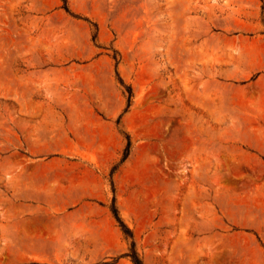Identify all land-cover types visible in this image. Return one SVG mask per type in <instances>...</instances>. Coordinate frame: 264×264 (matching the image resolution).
<instances>
[{
  "label": "rangeland",
  "instance_id": "obj_1",
  "mask_svg": "<svg viewBox=\"0 0 264 264\" xmlns=\"http://www.w3.org/2000/svg\"><path fill=\"white\" fill-rule=\"evenodd\" d=\"M133 242L264 264V0H0V264Z\"/></svg>",
  "mask_w": 264,
  "mask_h": 264
},
{
  "label": "trees",
  "instance_id": "obj_2",
  "mask_svg": "<svg viewBox=\"0 0 264 264\" xmlns=\"http://www.w3.org/2000/svg\"><path fill=\"white\" fill-rule=\"evenodd\" d=\"M130 148H131V139L129 138L127 148H126V152H125V155H124L122 160H125L127 158L129 151H130ZM114 214H115L120 226L124 230V232H126V230H129L126 223L124 222V220L120 216V213H119L117 208L114 209ZM126 255L131 256V258L135 264H143L142 260L138 257L134 242H133V246H132V253H126Z\"/></svg>",
  "mask_w": 264,
  "mask_h": 264
}]
</instances>
